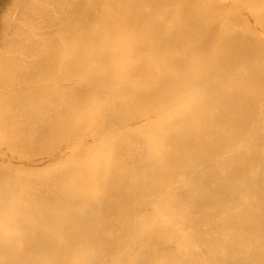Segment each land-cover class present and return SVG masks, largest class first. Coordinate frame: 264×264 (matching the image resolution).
Returning <instances> with one entry per match:
<instances>
[{"label":"bare ground","instance_id":"bare-ground-1","mask_svg":"<svg viewBox=\"0 0 264 264\" xmlns=\"http://www.w3.org/2000/svg\"><path fill=\"white\" fill-rule=\"evenodd\" d=\"M0 264H264V0H0Z\"/></svg>","mask_w":264,"mask_h":264}]
</instances>
